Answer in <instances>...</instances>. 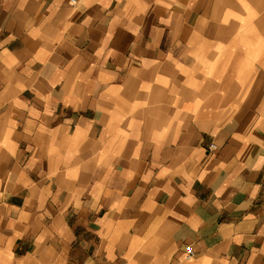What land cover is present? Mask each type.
<instances>
[{
  "label": "crops",
  "instance_id": "obj_1",
  "mask_svg": "<svg viewBox=\"0 0 264 264\" xmlns=\"http://www.w3.org/2000/svg\"><path fill=\"white\" fill-rule=\"evenodd\" d=\"M0 264H264V0H0Z\"/></svg>",
  "mask_w": 264,
  "mask_h": 264
},
{
  "label": "built area",
  "instance_id": "obj_2",
  "mask_svg": "<svg viewBox=\"0 0 264 264\" xmlns=\"http://www.w3.org/2000/svg\"><path fill=\"white\" fill-rule=\"evenodd\" d=\"M75 2H76V0H71L72 4H74ZM210 149H215V146L211 145ZM193 256H194L193 248L191 246H189L188 249H187V257L188 258H192Z\"/></svg>",
  "mask_w": 264,
  "mask_h": 264
}]
</instances>
